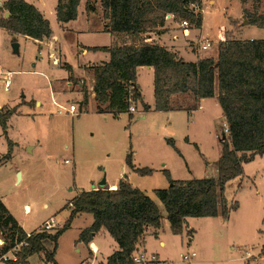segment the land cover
I'll return each instance as SVG.
<instances>
[{
	"label": "rangeland",
	"instance_id": "374dc122",
	"mask_svg": "<svg viewBox=\"0 0 264 264\" xmlns=\"http://www.w3.org/2000/svg\"><path fill=\"white\" fill-rule=\"evenodd\" d=\"M25 1L31 4L33 0ZM86 2L94 11H86ZM256 3L249 1L245 7L251 12L255 8H258V13L263 12L264 0ZM56 4L57 0L36 1L35 6L43 14L41 26L46 29L43 33L32 35L7 29L0 12V72L11 74L8 90L4 89L0 80V108L17 106L8 122V139L0 128V161L7 152L8 140L13 145L10 159L2 161L0 165V196L22 227L33 233L42 230L45 221L53 219L59 226L54 229L55 233L69 217L70 210L65 206L76 194V177L79 182L88 179L91 172L102 171L101 178L95 184L99 187V183L105 180L104 187H107L129 150L134 164H141L150 157L165 159L166 166L179 181L216 178L217 172L214 176V170L207 163L215 161L222 152L220 142L228 140L223 115H214L213 121L197 115L194 124L190 123L191 119L184 111L151 115L137 111L132 119L127 113L113 118L94 114L92 102L87 110L83 107L74 116L57 113L55 101L60 106L68 107L79 100L76 93L61 97L54 95L55 91L61 94L79 91L73 81H69L71 84L68 85V81L63 80L67 78L64 62L77 65L78 60L101 59L102 54H93L91 50L81 57V50L86 46L115 47L119 44L97 31L103 12L98 0H81L76 19L68 23L56 21ZM217 4L210 11L209 5L206 6L213 16L211 33L221 25L228 11L225 1L218 0ZM236 12L237 6L233 4L228 15H235ZM239 22L242 23L241 20ZM246 31V38L261 36L258 28L251 27ZM209 40L215 41V33L211 34ZM14 44L18 45L17 51ZM216 48L214 46L203 53L208 57L214 56ZM83 71L78 76L77 72L73 75L78 84L85 86L89 96L92 83L88 73L91 71L89 67H84ZM144 91L147 97V90ZM178 96L173 101L176 107H190L195 103L190 94ZM188 125L190 131L186 132ZM188 134L199 145L206 159L200 156L194 145L186 143ZM170 140L174 147L168 143ZM65 144L68 149H65ZM72 147L74 162L71 158ZM179 151L185 155L193 176L188 175ZM65 160L69 163L65 164ZM73 163L76 165L74 171ZM242 167L243 175L225 184L227 204H238L236 211L231 212L227 219H222L220 214L216 218H187L181 235L175 236L169 229L162 233L160 240L165 242L163 249H160L158 240L148 237L149 248L158 252L161 250L159 260L162 264H264V155L256 156ZM127 176L130 183L135 182L141 191H147L164 216V207L153 193L156 189L168 187L163 171L142 176L128 170ZM93 186L91 184L90 188ZM84 218L88 216L83 215L75 220L73 230L66 233L59 243L58 258L63 264H73L74 261L77 264L90 263V260L84 261L83 258L87 249L71 244L76 229L86 224ZM0 236L5 238L2 232ZM109 238L108 241L111 240ZM110 242L117 245L114 241ZM104 244L103 251L97 255V262L92 264L104 262L105 256H109V243ZM47 249L51 251L52 246L48 245ZM191 253L195 256L190 261L182 258ZM27 263L43 264L38 254L29 257Z\"/></svg>",
	"mask_w": 264,
	"mask_h": 264
},
{
	"label": "trees",
	"instance_id": "16d2710c",
	"mask_svg": "<svg viewBox=\"0 0 264 264\" xmlns=\"http://www.w3.org/2000/svg\"><path fill=\"white\" fill-rule=\"evenodd\" d=\"M81 0H57L56 21L68 23L76 19L77 6ZM102 7L104 30L111 35L125 34L141 40V34L165 26L167 16L173 22L186 21L188 28H200L202 6L200 0H98ZM248 25L264 29V10L258 13L246 9V3L257 4L260 0H239ZM254 4V7L256 5ZM86 11H94L85 4ZM7 29L23 35L43 33L42 16L37 8L24 0H6L0 7ZM187 28V29H188ZM162 31V29L160 30ZM164 32V31H163ZM226 32L219 42L214 59L200 58L196 63L186 62L161 45L141 43L140 46L120 45L108 48H91L92 51H107L109 60L92 68L93 93L99 113L113 116L128 110V93L132 92L135 105L141 100L136 87V72L142 66L152 67L154 78V112L183 109L174 106L172 98L179 94H190L195 103L186 107L195 111L201 99L213 98L217 83V99L227 125L228 140L223 139L221 154L217 160L216 178H199L174 181L169 172L163 170L168 187L156 189L154 195L165 210V218L173 235L182 234L185 218H216L220 214L227 219L236 211L238 204L229 206L224 197L225 184L244 173L242 164L250 163L256 156L264 155V39L241 40L231 38ZM68 73L70 66L63 65ZM71 78V74L69 76ZM82 107L87 106L88 94L83 86ZM144 112L149 107L142 103ZM15 108H0V128L7 137L8 121L15 114ZM133 118L132 116L130 117ZM174 147L173 142H168ZM12 142H7V152L2 158L11 157ZM195 149L197 147L194 145ZM200 152V151H199ZM180 155V154H179ZM0 161V165H2ZM125 163L139 175L154 171L137 169L133 165L132 152L127 151ZM69 217L55 233H37L27 237L14 217L0 199V232L7 241L4 251L24 242L17 254V261L27 263L33 255H41L45 264L54 262L57 241L68 230L72 220L79 214L93 216L91 227L83 230L77 241L89 245L91 237L104 230L117 244L118 249L105 264H133L132 254L138 241L148 228L158 230L164 218L159 206L143 191L132 188L124 179L115 189L80 192L66 204ZM156 236V233H154ZM51 245L49 251L47 246ZM264 249V247H263Z\"/></svg>",
	"mask_w": 264,
	"mask_h": 264
},
{
	"label": "crops",
	"instance_id": "0c3cea01",
	"mask_svg": "<svg viewBox=\"0 0 264 264\" xmlns=\"http://www.w3.org/2000/svg\"><path fill=\"white\" fill-rule=\"evenodd\" d=\"M2 1L3 0H0V5H2L1 4ZM36 1L37 0L31 1V4L35 8H37L35 6ZM200 1H201V6H202V14H201L202 15L201 16L202 25H201L200 28H195V29L188 28V29H185V28L181 27L179 22H177V23L174 22L175 23L174 24L173 20H172V17H169L165 21V26L163 28H159L157 30H149V31L141 34V40L132 39L131 37H128L125 34L111 35L109 32H106L104 30L103 21L100 22V27H98L97 31H99L103 35L105 34L106 36L112 38L114 43L117 41V44H119L118 46H120V44L121 45L122 44H126V45L137 47V46H140L141 43H143V42L148 43V44H157V45L163 46L167 50H169L172 53H174L177 56V58H180V59H182V60H184L186 62H192V63H196V61H198L200 58L208 57V56H206V54L203 53V51H207L209 49H212L214 46L217 47L219 42L222 41L225 38V33L226 32H229V33L232 34L231 38L235 37V38L241 39V40L264 39V29H259V28H258L260 30L259 33H261L260 37H253V36H250L249 38L245 37L244 33L248 32L246 30H248V29L250 30L251 27L253 28L255 26H252V25L249 26V25H245L244 24L243 20L245 19V17L243 15V5H242V3H240L239 0H223V1H225V4L227 6L226 10L229 11L231 6L233 4H236L237 12H236L235 15L229 16L228 15L229 13L227 11L226 14H225L224 20L221 21V25L218 26V28L216 29L215 32L211 33L212 32V28H213V25H212L213 16H212V14L209 11L213 9V6L218 5L217 4L218 0H200ZM232 2H236V3H232ZM207 5H209V7H210L209 11H208V8H206ZM37 9L39 10V8H37ZM39 12H40L41 16H43V14H42V12L40 10H39ZM3 17L5 19L7 18L5 14L3 15ZM88 17H90V16H88ZM239 20H241L242 23H240ZM234 26H236L237 28L234 27ZM234 28H235V30H234ZM161 29H162V31H160ZM214 33H215V41L216 42L215 41L213 42V41L209 40V37H211V34H214ZM40 43H43V42H40ZM207 43L211 44V48L202 49L201 47L203 45L207 44ZM86 47L81 50V57H84L85 55H87V52H91L92 51V50L90 51L91 48H105V47L108 48L109 46H106V45L105 46L95 45V46H86ZM58 49H59V47H58ZM92 52H93V54H102L103 57L101 59L92 58L94 60H87V61H84V62L78 60V61H76L77 65H73L70 62L69 63L68 62H64V64H67L68 66H70L71 72L68 73L64 69L66 71V73H67V78H65L63 80L68 81V85L70 83L69 81H73L74 84H77V86L79 87V91L69 92L67 94H61L58 91L57 92L55 91L54 95H57V96L61 97V96H66V95H69V94H72V93L78 94L79 100H77V104L76 103H73V104L77 106V113L81 112L83 107L80 104V102L83 100V98H82L83 97L82 90H83V86L84 85H82V83L78 84L76 82V80H75L76 76H74L73 73L76 74V72H77V76H78V75H80L79 72H82V73L84 72L83 71L84 67H86V68L89 67L91 73H88V76H89V78L91 80V83H92V86H91V88H92L91 91L92 92L88 96V103H87V106L84 107V110H87L86 108H88L89 103L92 102L93 103L92 112L94 114H96L98 116H103V117L107 116V117L119 118V116L121 114H119V115H117L115 117L111 113H107V112L106 113H99L98 112V107L99 106H98V104H97V102H96V100L94 98V93H93L94 80H93V74H92V68L91 67L102 65L105 62H108L109 53L107 51H105V52L104 51H92ZM216 53H217V48H216V51L214 53V56H209V57L214 59L216 57ZM63 61H64V59H63ZM70 74H71V78H69ZM136 79H137L136 80V87H137L138 93H139V95L141 97V100L138 101L137 104L135 105L136 112L138 111L139 113L141 112V113H144V114H147V115H151V114H161V112H174V111H178L179 112V111H184L188 115V118L191 119V121H190L191 124L195 123L194 118L197 117V115L199 117H203L204 119L205 118L206 119H210V121L214 120L213 119L214 115H218V117L223 115V113L221 111V108L219 106V103H218V99H217V83H215V88H214V95L215 96L213 98L201 99L199 101L198 107H197V109L195 111H187V110H185L186 107H184L183 109H179V110L154 112L153 109H154V104H155V98L153 97L154 78H153V69H152V67L142 66L141 68H138L137 72H136ZM143 81H145V84H144ZM144 89L147 90V97L145 95ZM85 90H86V88H85ZM86 92H87V90H86ZM184 95H186V94H183V96ZM54 97H56V96H54ZM178 97L179 96L176 95V97L172 98V101H174ZM60 101H63V100L60 99ZM57 102L55 101L54 105L58 109V103ZM142 103L146 104L149 107L147 112L143 111ZM71 104L72 103H70V105ZM85 112H88V111H85ZM126 113H127V115H129V118L131 116L133 117V114H129L128 112H126ZM71 116H74V115H71ZM143 118L146 119L145 117H143ZM10 119H11V117H10ZM189 131H190V126L188 125L186 132H189ZM193 140L194 139L190 137V134H188V136L185 137L186 143L195 145L197 147V149L200 151V152L198 151L200 156L202 158L206 159L204 153L202 152V150H200L199 145L194 143ZM64 147H65V149H68L66 144L64 145ZM179 153L181 154V156H182V158H183V160L185 162V167L188 170V175L189 176H193L192 175L193 172L189 168V164L187 163L185 155H183L181 151H179ZM219 157H220V155H217V157L215 158V161H208V163H207V164H209L208 167L212 168L214 170V172H213L214 176H215V174L217 172V168H215L214 164H215V162H217ZM71 158H72V160L74 162L75 153H74L73 147L71 149ZM64 162H65V164L69 163L68 160H65ZM133 165L137 169L148 168V169H152L154 172L155 171L162 172L163 170H167L169 172V175H170L172 180L179 181L178 178L174 177V174H173L172 170L168 169L169 167L166 166L167 163H166L165 159H163V158L150 157L147 160H145L144 162H142L141 164L136 162L135 164L133 163ZM74 170H76L75 163H73V171ZM128 170L131 171V169L128 168V166L126 165L125 160H124L121 168L117 169V173L114 175L113 178H111V180H110L109 184L107 185V187H103V189H115L117 184H118V182H119V180L124 179V178H125V180H127L129 182V180L127 178L128 177L127 176V171ZM132 171H134V170H132ZM102 173H103L102 171H100L98 173L97 172H91L90 176H88V179H86V180L82 179L79 182H77L78 180H77V177H76V183L78 185L76 187L77 191H76V194L74 195V197L77 196L80 192H83V191H90V190H98V189H100L98 186H96L95 182L98 181L101 178ZM75 174H76V171H75ZM91 184L94 185L93 188H90ZM130 185H133L135 188H138V186H137V184L135 182H131ZM144 194L149 196L154 201V199L147 193V191H144ZM74 197H72V198H74ZM0 199L3 202V204L5 205V203H4V201H3L1 196H0ZM71 200H69V201H71ZM5 207H6V205H5ZM6 209H8V208L6 207ZM9 212H10V210H9ZM83 215L86 216V217L88 216V218H84L86 224L82 225L81 227L76 229V233L73 236L71 244H72V246L77 247V248L83 247V248L87 249L86 250V254L83 256L84 261L87 260V259L90 260L89 264H92V262H97V255L103 251V248L105 247V244H104L105 242L109 243L110 250H109V252H107V254L110 253L109 256L114 251L117 250V245L115 246V245H113L110 242V241H113V240L107 234V232L104 231V230H101L100 232L94 234L91 237V241H90L89 245H85V244H83L81 242H78L77 239H78L79 234L83 230L90 228L91 224L93 222V216L92 215L79 214L72 220V222L70 224L71 227L68 230H66L59 237V239L57 241V245L58 246H57V249L55 251V256H54V262L55 263L63 264L61 262V260L58 258V250L60 248L59 243L61 242V240L63 239V237L65 236L66 233H68L71 230H73L74 221L80 219V217H82ZM89 216L91 218H89ZM14 219L16 220L17 224L20 227H22V225L19 223V220L17 221V219L15 217H14ZM186 220H187V218H185L184 223H186ZM161 224H162V226L158 230H154L152 228H148L146 230V232L144 233V236L141 238V240L138 241V248L139 249L144 250L145 252L147 251L149 253H152V254H154L156 256V260H157L156 264H162L163 263V262H161L159 260V252L161 250L158 252L157 250L150 249L149 246H148L147 239H148V237H154L156 240H158L160 249L164 248L165 242L160 240V238L162 237V235H163L162 233H164V231L166 229L167 230L169 229V231H170V224H168V222H167V220L165 218V215H164V218H163ZM60 227H62V226H60ZM22 228H23V230L26 233H30V232L26 231L24 227H22ZM154 233H156V236L154 235ZM108 236L110 237L109 239H111L109 241H108ZM39 256H40V259H41L42 263L45 264L43 262V260H42V256L41 255H39ZM109 256L108 255L105 256L104 262H99V264H105L106 263V259ZM73 264H77V261H74Z\"/></svg>",
	"mask_w": 264,
	"mask_h": 264
},
{
	"label": "built area",
	"instance_id": "2783aa9c",
	"mask_svg": "<svg viewBox=\"0 0 264 264\" xmlns=\"http://www.w3.org/2000/svg\"><path fill=\"white\" fill-rule=\"evenodd\" d=\"M170 17V16H168ZM181 27L187 29L188 23L186 21L180 22ZM202 49H209L211 48V44L207 43L201 47ZM0 80L3 82V87L5 90L9 89V86L11 85V74L8 72H0ZM128 110L127 112L129 114H134L136 112L135 109V100L133 97L132 92H129L128 95ZM58 113L65 112L67 114L75 115L77 114V106L74 104H71L69 107H63L58 105ZM67 163V162H66ZM132 188H135L133 185H131ZM27 209L26 212L27 213ZM59 226L54 223L53 219H50L48 221L44 222L43 229L38 230L34 233H26L27 237L34 236L37 233H54V229H57ZM7 242L5 241V238L3 236H0V264H21L17 261V254L19 253L20 247L23 246L25 243L20 242L18 244H15L14 247L8 251H4V248L6 247ZM95 251V250H94ZM195 256L194 253H191L190 255H183V259L186 261H190L189 259L193 258ZM131 261H133V264H156V256L152 253L145 252L144 250H141L137 247V249L134 251L131 257Z\"/></svg>",
	"mask_w": 264,
	"mask_h": 264
},
{
	"label": "water",
	"instance_id": "95a60500",
	"mask_svg": "<svg viewBox=\"0 0 264 264\" xmlns=\"http://www.w3.org/2000/svg\"><path fill=\"white\" fill-rule=\"evenodd\" d=\"M5 15H6V17H8L7 13ZM243 22L245 25H248V22L245 19L243 20ZM14 47H15V51H17L18 45L14 44ZM18 180H19V175H18ZM104 185H105V180H102L101 183H99V188H103Z\"/></svg>",
	"mask_w": 264,
	"mask_h": 264
}]
</instances>
